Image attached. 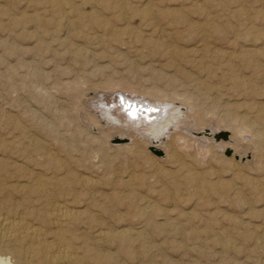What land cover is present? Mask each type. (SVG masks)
I'll list each match as a JSON object with an SVG mask.
<instances>
[{
  "label": "rangeland",
  "instance_id": "obj_1",
  "mask_svg": "<svg viewBox=\"0 0 264 264\" xmlns=\"http://www.w3.org/2000/svg\"><path fill=\"white\" fill-rule=\"evenodd\" d=\"M121 84L191 97L202 125L183 122L227 130L232 155L179 129L162 156L116 144L96 106ZM261 107L264 0H0V217L50 241V201L79 211L83 264H264Z\"/></svg>",
  "mask_w": 264,
  "mask_h": 264
},
{
  "label": "bare ground",
  "instance_id": "obj_2",
  "mask_svg": "<svg viewBox=\"0 0 264 264\" xmlns=\"http://www.w3.org/2000/svg\"><path fill=\"white\" fill-rule=\"evenodd\" d=\"M170 12L172 13L173 11L170 10ZM164 15L167 16V14H164ZM176 15H178V14H176ZM176 15L175 16L172 15V17L174 16L173 18H175ZM152 16H154V15H152ZM178 17H179V15H178ZM162 18H160V19H162ZM180 18H181V16L178 19L180 20ZM184 18L187 19V17H184ZM184 18H183V20H184ZM179 20H177V21H179ZM183 20H182V22H184ZM193 22L191 21L190 24H192ZM173 23H175V21ZM188 23H185V24H188ZM169 24L172 25V23H169ZM176 24H181V23H176ZM205 25H206V23H205ZM208 25H206V26H208ZM214 25H216V23ZM172 26H174V25H172ZM178 27H180V25ZM191 27H193V26H191ZM197 27L202 28L201 26H197ZM216 27H218V26H216ZM207 28H211V27H207ZM191 29H190V31H191ZM221 31H223V30L220 29V31H218V32H221ZM223 35H226V34H223ZM201 40H203V39H201ZM203 41H205V40H203ZM200 42H202V41H200ZM186 51H189V50H186ZM178 52H181V50ZM178 52H176V53H178ZM186 54H185V56H186ZM183 56H184V54H183ZM176 68H177V66H176ZM122 83H124V82H122ZM241 83H243L242 80H241ZM125 84H123L124 87H125ZM106 86H107V84H106ZM106 86L104 88H106ZM120 86H122V84ZM123 86L119 87V89L123 90L124 92L115 91L114 95H115V93H117V94L113 98H111L110 101H102V104L104 103L103 105L96 106L98 109L97 117L103 125H105V126L116 125L117 127L124 126V130L115 132L113 136L111 135L112 137H114L113 140L115 142L116 141L117 142L123 141V142H125L124 144H128L129 140H127V138L131 139L132 142H134L133 137L135 136L136 139H139L140 141H144L147 150L150 151L151 153H153V151H159L158 149L160 148L161 144L164 143L167 139H169L170 136H171L170 139H175V138L179 137L180 132L179 133L177 132V130L179 129L180 131H182V133L184 131H189L191 133V135L194 136V138H197L200 140L204 139V138H209L215 144H219V145L222 144L221 146H222L223 150H225L227 147L226 145L230 143L229 133L227 132V130L224 131V130H221L220 128H218V129L203 128V127L198 128V127L191 126V125H188L185 122H183L184 118L189 119V116L192 115L194 118H196L198 126L202 125L204 112L200 108H196L197 106L194 104V101L191 97H186V98H184V100H179V98H178L179 95L177 96V98H175V97L167 98L166 95H164L160 89L157 90V89L149 88L148 90H146L147 88L145 87L146 91L137 92L135 90H127V88H124ZM108 88H110V86ZM126 91L129 92V95L127 93H126L127 95H125ZM172 92H174V91H172ZM258 108H260V107L257 106L256 109H258ZM261 108H264V107H261ZM120 116H123L124 119L121 120ZM262 117H264V116L262 115ZM256 118L259 119L258 115ZM242 121H243V119H242ZM97 125H98V123H97ZM238 127L239 128H235V129H241L239 125H238ZM127 129L129 131H131L134 136L131 133L128 134V132L126 131ZM115 130H117V129H115ZM219 132H226L228 135V138L226 140H223V139H220L218 141L215 140L214 135H216ZM184 134H185V132H184ZM179 140H181V139H179ZM117 142H116V144H119ZM129 144H131V143H129ZM34 148H35V146H34ZM24 149H26V148H24ZM226 150L230 151V155H228V156H231L232 155L231 149H226ZM23 151H25V150H23ZM225 151L223 152V154L225 153ZM162 155H163V153H162ZM51 159H53V158H51ZM54 161H55V159H54ZM3 186L4 185H2V188L5 191L6 186H4V187ZM37 191L39 192L40 196L45 199V201L51 199V197L48 193V190L46 189V187L43 184L37 185ZM9 201H8V199H6L3 202V204L5 203V205H7L6 203ZM47 202H49V201H47ZM12 203H13V200H12ZM49 204L51 205L50 206L51 210L48 209L49 211H45V212L43 211V213L40 215V217H42V220H40V221L47 223L48 225H50V224L54 225V231L52 233L54 237L50 241L46 238V235L42 229V226H35V225H33L34 223L31 224V223L27 222L23 216L21 218H10L7 216L4 218L0 217V264H17V263H21V264H83V257L82 256L80 257L78 255V253L75 251V247H74V243H73V240H74L73 237L75 236L74 232H73L74 231V225L76 226V224H78V223L75 224V222L77 221V219L80 215V212L77 210H67L68 208L66 209L63 205H60L59 203H53L52 200L50 201ZM13 205L14 204H12L11 206L8 205L7 209L8 208L9 209L7 211L12 212L15 208V206L13 207ZM4 207H6V206H4ZM35 213L37 214V212H35ZM40 213H41V211H40ZM24 214H26V213H24ZM34 214L32 216H34ZM78 221H79V219H78ZM49 228H50V226H49ZM76 228H77V226H76ZM100 235H102V234H100ZM124 238L125 237H123V239ZM118 240H119V238H118ZM132 242H133V240H132ZM125 243H127V242H125ZM122 245H124V243ZM128 246L129 245H127V247ZM127 247H126V249H127ZM89 248L90 247H88V250H89ZM93 248H95V247H93ZM123 248H125V245ZM121 249H122V247H121ZM123 250H125V249H123ZM85 251H86V249H85ZM87 252L89 253V251H87ZM95 253H96V250H95ZM86 255L88 256V254H86ZM97 255H98L97 257H95L96 255L94 256L95 262H98V263H99V261L105 262V256L104 255H102V254L99 255V253ZM87 256H86L85 260H87ZM91 257L94 258L93 256H91ZM91 257H89V258H91ZM96 259H97V261H96Z\"/></svg>",
  "mask_w": 264,
  "mask_h": 264
},
{
  "label": "water",
  "instance_id": "obj_3",
  "mask_svg": "<svg viewBox=\"0 0 264 264\" xmlns=\"http://www.w3.org/2000/svg\"><path fill=\"white\" fill-rule=\"evenodd\" d=\"M228 138V135L226 132H219L217 133L216 135H214V139L215 140H220V139H223V140H226ZM153 153L157 156H161L162 153L160 151H153ZM226 156L230 155V151L229 150H226L225 153H224Z\"/></svg>",
  "mask_w": 264,
  "mask_h": 264
}]
</instances>
